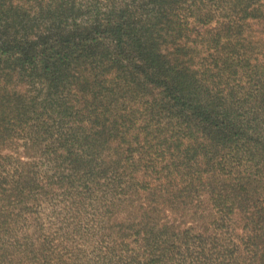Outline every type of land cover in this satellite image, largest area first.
I'll list each match as a JSON object with an SVG mask.
<instances>
[{
    "label": "trees",
    "instance_id": "trees-1",
    "mask_svg": "<svg viewBox=\"0 0 264 264\" xmlns=\"http://www.w3.org/2000/svg\"><path fill=\"white\" fill-rule=\"evenodd\" d=\"M0 264H264V0H0Z\"/></svg>",
    "mask_w": 264,
    "mask_h": 264
},
{
    "label": "rangeland",
    "instance_id": "rangeland-1",
    "mask_svg": "<svg viewBox=\"0 0 264 264\" xmlns=\"http://www.w3.org/2000/svg\"><path fill=\"white\" fill-rule=\"evenodd\" d=\"M253 34L254 35H256V34L260 35V33H258V31L253 32ZM259 35H257V38H258ZM131 177H132V174L123 176V178H124L123 180H125V182H123V184L126 186V191H124V194H125V196H129V197L135 196L134 191L129 186V184L131 183L130 182ZM185 212L186 211L181 210V211H179L177 213H174V214L170 213L169 215L172 216V217H176L177 216L178 217V221H180L181 225L185 226L186 224H189V215H186ZM193 224L194 225H198V227H201L199 222H194ZM238 225L240 226V223Z\"/></svg>",
    "mask_w": 264,
    "mask_h": 264
}]
</instances>
